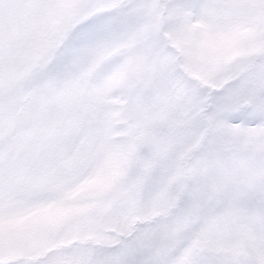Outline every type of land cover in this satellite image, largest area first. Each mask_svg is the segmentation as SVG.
I'll return each instance as SVG.
<instances>
[{
    "label": "snow or ice",
    "instance_id": "obj_1",
    "mask_svg": "<svg viewBox=\"0 0 264 264\" xmlns=\"http://www.w3.org/2000/svg\"><path fill=\"white\" fill-rule=\"evenodd\" d=\"M0 264H264V0H0Z\"/></svg>",
    "mask_w": 264,
    "mask_h": 264
}]
</instances>
